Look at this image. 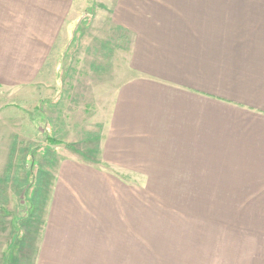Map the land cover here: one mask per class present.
Masks as SVG:
<instances>
[{
	"label": "crops",
	"instance_id": "crops-1",
	"mask_svg": "<svg viewBox=\"0 0 264 264\" xmlns=\"http://www.w3.org/2000/svg\"><path fill=\"white\" fill-rule=\"evenodd\" d=\"M88 6L0 0V87L34 83L50 53L79 48ZM114 9L130 75L112 98L101 165L55 159L40 234L15 249L17 264H164L136 257L137 184L152 201L241 200L264 216V0H116ZM7 127L0 117V144ZM16 234L0 228V264L11 263Z\"/></svg>",
	"mask_w": 264,
	"mask_h": 264
},
{
	"label": "rangeland",
	"instance_id": "rangeland-1",
	"mask_svg": "<svg viewBox=\"0 0 264 264\" xmlns=\"http://www.w3.org/2000/svg\"><path fill=\"white\" fill-rule=\"evenodd\" d=\"M87 3L81 14L90 28L79 48L74 41L67 53H50L34 83L0 87V117L8 125L0 144V228L8 240L18 227L24 232L10 246V264H17L11 260L15 249L21 253L40 234L55 159L72 156L101 165L98 148L112 98L130 75L129 37L113 17L116 0ZM51 137L60 144L51 145ZM134 188L136 230L130 239L138 259L264 264V216L249 210L255 202H160L150 200L143 184Z\"/></svg>",
	"mask_w": 264,
	"mask_h": 264
},
{
	"label": "trees",
	"instance_id": "trees-1",
	"mask_svg": "<svg viewBox=\"0 0 264 264\" xmlns=\"http://www.w3.org/2000/svg\"><path fill=\"white\" fill-rule=\"evenodd\" d=\"M49 142L51 143V145H59L60 142L56 141L55 139H53L52 137L49 138Z\"/></svg>",
	"mask_w": 264,
	"mask_h": 264
}]
</instances>
